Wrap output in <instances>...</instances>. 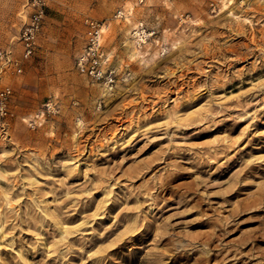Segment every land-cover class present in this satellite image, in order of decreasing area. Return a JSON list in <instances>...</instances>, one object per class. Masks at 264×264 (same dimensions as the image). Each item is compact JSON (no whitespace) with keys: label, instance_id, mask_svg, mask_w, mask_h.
<instances>
[{"label":"rangeland","instance_id":"obj_1","mask_svg":"<svg viewBox=\"0 0 264 264\" xmlns=\"http://www.w3.org/2000/svg\"><path fill=\"white\" fill-rule=\"evenodd\" d=\"M26 1L0 0V264H264V0H47L22 59ZM87 19L112 83L77 68Z\"/></svg>","mask_w":264,"mask_h":264},{"label":"built area","instance_id":"obj_2","mask_svg":"<svg viewBox=\"0 0 264 264\" xmlns=\"http://www.w3.org/2000/svg\"><path fill=\"white\" fill-rule=\"evenodd\" d=\"M143 1L139 0V2ZM47 11V0H27L24 4L23 23L19 34V41L23 48L22 59L33 55L38 44L39 34L47 18ZM127 16L129 15L124 9L117 10L114 15L119 20H126ZM86 23L89 27L88 40L76 59L77 68L95 81L112 83L115 80V72L107 67L109 57L102 45L103 25L90 19H87ZM132 32L138 44H142L149 40L155 31L147 28L143 23H139L133 27ZM0 62L2 66L13 67L17 72L22 71V60L15 57L9 48L0 49ZM10 91V88L0 91V114L7 112L6 99Z\"/></svg>","mask_w":264,"mask_h":264},{"label":"bare ground","instance_id":"obj_3","mask_svg":"<svg viewBox=\"0 0 264 264\" xmlns=\"http://www.w3.org/2000/svg\"><path fill=\"white\" fill-rule=\"evenodd\" d=\"M104 30L106 31V27H103V31H104ZM134 53H137V50L134 51L133 54H134ZM131 54H132V53H131Z\"/></svg>","mask_w":264,"mask_h":264}]
</instances>
